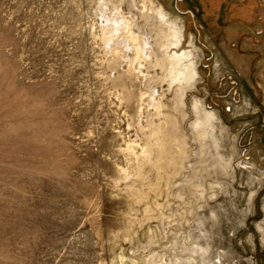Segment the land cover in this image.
Segmentation results:
<instances>
[{"label":"rangeland","instance_id":"1","mask_svg":"<svg viewBox=\"0 0 264 264\" xmlns=\"http://www.w3.org/2000/svg\"><path fill=\"white\" fill-rule=\"evenodd\" d=\"M106 1L147 28L143 0ZM98 3L0 0V264H264V0H154L195 69L149 72L158 116Z\"/></svg>","mask_w":264,"mask_h":264},{"label":"bare ground","instance_id":"2","mask_svg":"<svg viewBox=\"0 0 264 264\" xmlns=\"http://www.w3.org/2000/svg\"><path fill=\"white\" fill-rule=\"evenodd\" d=\"M98 1V15L101 19L99 27L102 41L105 47L114 53L117 56L116 58H119V61L127 65L125 70H121V67L120 70L117 68L121 82L126 83L133 78L140 80L142 85L141 92H136L137 104L140 107L149 104L154 108L157 116L162 115L163 103L155 102L152 98L155 85L159 81L150 75L149 72L159 68L163 72L168 71V77L171 78V82H181L186 81V79H192L195 70L192 64H189L190 54L173 52L169 55L167 52L170 45H175L181 38L180 28H177L179 26L176 20L167 19V13L163 12L159 7L155 12L153 10L154 0H143L142 4H134L133 7L140 12L147 28L142 27L138 32H135L132 29V22L122 16L116 6L109 12L106 0ZM161 34H163L162 38L159 36ZM154 35L156 38L152 41ZM142 69H145L146 72H142ZM169 125H171V121L166 117L164 122L151 130L149 146L142 148L137 155L139 164L150 161L152 147L163 155L167 145L164 144L166 140V138L164 140V135ZM198 126H201L204 132L201 136L207 135L205 134L206 127L200 125V123H198ZM127 146L129 150L132 149L131 145Z\"/></svg>","mask_w":264,"mask_h":264}]
</instances>
